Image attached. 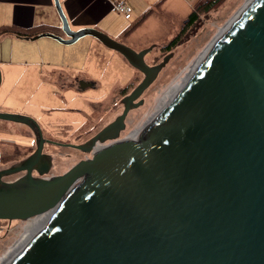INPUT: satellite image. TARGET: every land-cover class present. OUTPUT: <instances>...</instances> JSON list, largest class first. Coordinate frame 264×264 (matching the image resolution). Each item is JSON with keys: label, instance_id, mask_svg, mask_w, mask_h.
<instances>
[{"label": "water", "instance_id": "obj_1", "mask_svg": "<svg viewBox=\"0 0 264 264\" xmlns=\"http://www.w3.org/2000/svg\"><path fill=\"white\" fill-rule=\"evenodd\" d=\"M53 2L65 38L30 39L71 45L91 36L143 78L121 114L69 144L91 157L59 175L45 176L50 140L37 123L0 112L37 137L31 154L0 170V220L47 214L1 264H264V0L211 42L126 139L128 112L172 54L148 65L153 46L135 51L96 28L71 30ZM106 141L113 148L96 157Z\"/></svg>", "mask_w": 264, "mask_h": 264}, {"label": "rangeland", "instance_id": "obj_2", "mask_svg": "<svg viewBox=\"0 0 264 264\" xmlns=\"http://www.w3.org/2000/svg\"><path fill=\"white\" fill-rule=\"evenodd\" d=\"M200 1H167L161 13L146 16L124 38L109 36L135 51L153 46L144 57L148 65H155L166 55L172 54L153 83L140 95V106L128 112L126 127L120 133L121 139L128 137L147 118L166 90L248 2L220 0L208 11H203L196 9ZM130 10V19H124L121 15L124 20L116 18L113 25L120 27L124 24L127 27L133 23L137 19V6ZM193 11L196 12V18L189 22L188 17ZM81 40L72 45H63L62 49H36L34 59L26 65L30 72L25 74L26 78L20 79V88L26 86L27 89L22 91V98L14 103L17 108L11 109L17 112L15 114L32 118L43 137L51 138L49 144L43 147V153L49 154L51 158L46 176L62 174L86 156V153L69 148V144L84 143L121 114L123 107L120 98L124 97L121 90L129 94L143 78L118 52L108 49L96 39L104 50H92L87 45H81ZM171 40L176 41V46L165 50L164 47ZM17 66L21 68L25 64ZM79 81L84 85L78 86ZM90 83L93 86H89ZM4 103L8 104L9 99ZM36 140L35 132L28 126L0 120V170L17 164L31 154ZM107 145L109 143L106 142L100 147ZM93 154L97 156L96 150ZM20 175H9L2 179L12 181ZM26 226L27 221L0 220V260L32 230L24 234Z\"/></svg>", "mask_w": 264, "mask_h": 264}, {"label": "crops", "instance_id": "obj_3", "mask_svg": "<svg viewBox=\"0 0 264 264\" xmlns=\"http://www.w3.org/2000/svg\"><path fill=\"white\" fill-rule=\"evenodd\" d=\"M158 1L58 0V3L71 30L90 27L114 38H124L131 27L137 28L140 22L149 15H154L156 12L161 13L163 4L170 0H164L160 6L156 7ZM119 2L129 9L137 6V19L128 24L127 27H124V24L120 27L113 25V20L124 17L122 13H117L112 9V5ZM149 10L150 13L146 15L147 17L142 19ZM130 18L131 16L128 19ZM6 30H13L25 35L18 36L15 33L6 32ZM43 33L65 38L61 30L60 16L53 0H0V112L17 113L11 109L17 108L14 103L22 98V91L27 89L26 86L24 89L20 88V79L26 78L25 74L30 72L26 65L29 63L28 61L34 59L35 50L46 47L61 48L63 46L50 37L30 39ZM81 39V45H87L89 49L104 50L103 46L91 36H85ZM120 41L122 42V40ZM22 63L25 66L19 68L17 64L22 65ZM35 67L32 68L33 72ZM8 99L9 103H4Z\"/></svg>", "mask_w": 264, "mask_h": 264}, {"label": "bare ground", "instance_id": "obj_4", "mask_svg": "<svg viewBox=\"0 0 264 264\" xmlns=\"http://www.w3.org/2000/svg\"><path fill=\"white\" fill-rule=\"evenodd\" d=\"M253 0H248V2L247 3H245V6L241 9V12H239L238 13V15L237 16H235L230 22H232L236 17H238L247 7H248V5L252 2ZM229 22V23H230ZM226 28V26L223 28V29H221V31H220V33L224 30ZM219 33V34H220ZM218 34V35H219ZM201 55V54H200ZM199 55V56H200ZM198 56V57H199ZM197 57V58H198ZM196 58V59H197ZM195 61V60H194ZM193 63H191L190 65H189V67L192 65ZM185 73V72H184ZM183 73V74H184ZM183 74H181L180 76H179V78L183 75ZM178 78V79H179ZM177 79V80H178ZM176 80V81H177ZM176 81L174 82V84L176 83ZM173 84V85H174ZM173 85H171L167 90H166V92H165V94L167 93V91L173 86ZM160 100H161V98L159 99V101H158V103L160 102ZM158 105V104H157ZM127 138V137H126ZM126 138H124V139H126ZM113 147H112V145H109V146H106V147H104V148H101L100 146H97V147H95V149L94 150H96V152H97V156L96 157H98V156H100L101 154H104V153H106L107 151H109V150H111ZM47 214H45V215H40V216H37V217H33V218H31V219H29V220H27V226L25 227V231H24V234H27V232L28 231H30L31 229V231H33L43 220H44V218H45V216H46ZM30 223H31V225H30ZM34 226V227H33ZM30 231V232H31ZM29 232V233H30ZM28 233V234H29ZM27 234V235H28ZM24 240V239H23ZM17 246H15V247H13L8 253V255L5 257H3L1 260H0V264L12 253V251L16 248Z\"/></svg>", "mask_w": 264, "mask_h": 264}, {"label": "trees", "instance_id": "obj_5", "mask_svg": "<svg viewBox=\"0 0 264 264\" xmlns=\"http://www.w3.org/2000/svg\"><path fill=\"white\" fill-rule=\"evenodd\" d=\"M164 0H159L157 3H156V7L160 6L162 4ZM220 0H213V1H206V0H201L197 6H196V9H202L203 11H208L211 7H213L216 3H218ZM150 13V10L142 17V19H144L146 17V15H148ZM189 22H193L196 18V12L193 11L190 15H189ZM141 19V20H142ZM132 28V27H131ZM130 28V29H131ZM6 32H9V33H15L17 34L18 36H23L25 34H21L19 32H16V31H13V30H6ZM127 33V32H126ZM176 41L175 40H171L165 47L164 49L165 50H170L171 47H174L176 46Z\"/></svg>", "mask_w": 264, "mask_h": 264}, {"label": "built area", "instance_id": "obj_6", "mask_svg": "<svg viewBox=\"0 0 264 264\" xmlns=\"http://www.w3.org/2000/svg\"><path fill=\"white\" fill-rule=\"evenodd\" d=\"M112 9L117 13H122L125 19H128L130 17V9L124 6L121 2L112 5Z\"/></svg>", "mask_w": 264, "mask_h": 264}, {"label": "flooded vegetation", "instance_id": "obj_7", "mask_svg": "<svg viewBox=\"0 0 264 264\" xmlns=\"http://www.w3.org/2000/svg\"><path fill=\"white\" fill-rule=\"evenodd\" d=\"M86 83H88V82H86ZM77 85H78V86H79V85L81 86L82 84L77 83ZM83 85H84V84H83ZM89 86H93V83H90ZM124 91H125V90H121L122 97H123V96H126V95L128 94V93H125ZM123 92H124V93H123ZM129 93H130V92H129ZM121 99H122V98H120V100H121ZM121 111H122V110H121ZM115 117H116V116H115ZM125 121H126V118H125ZM110 122H111V121H110ZM105 124H107V123H105ZM125 127H126V123H125ZM46 139H47V138H46ZM50 139H51V138H49L48 140H50ZM85 141H86V140H85ZM85 141H84V142H85ZM106 142L109 143V142H111V141H106ZM106 142H105V143H106ZM105 143H104V144H105ZM100 146H101V145H100ZM69 148H72V147H69ZM72 149H74V148H72ZM74 150H77V149H74ZM44 154H46V153H44ZM85 155H86V156L83 157L82 159H86V158H90V157H91L90 154H89V155H88V154H85ZM46 156H48V162H49V168H50V159H51V158H50L49 154H46ZM80 160H81V159H80ZM49 170H50V169H49ZM32 174L35 175L36 173H35V172H32ZM45 176H46V175H45Z\"/></svg>", "mask_w": 264, "mask_h": 264}]
</instances>
